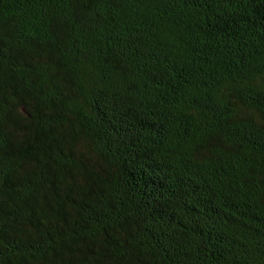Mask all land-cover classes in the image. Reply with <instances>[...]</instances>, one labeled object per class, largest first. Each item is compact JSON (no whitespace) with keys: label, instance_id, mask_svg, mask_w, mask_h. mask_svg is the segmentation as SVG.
<instances>
[{"label":"trees","instance_id":"trees-1","mask_svg":"<svg viewBox=\"0 0 264 264\" xmlns=\"http://www.w3.org/2000/svg\"><path fill=\"white\" fill-rule=\"evenodd\" d=\"M0 264H264V0H0Z\"/></svg>","mask_w":264,"mask_h":264}]
</instances>
